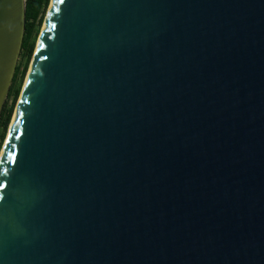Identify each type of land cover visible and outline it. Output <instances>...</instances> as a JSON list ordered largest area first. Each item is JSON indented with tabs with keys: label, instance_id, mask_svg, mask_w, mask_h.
<instances>
[{
	"label": "water",
	"instance_id": "95a60500",
	"mask_svg": "<svg viewBox=\"0 0 264 264\" xmlns=\"http://www.w3.org/2000/svg\"><path fill=\"white\" fill-rule=\"evenodd\" d=\"M26 1L0 0V115ZM43 29L0 264H264V0H51Z\"/></svg>",
	"mask_w": 264,
	"mask_h": 264
},
{
	"label": "trees",
	"instance_id": "16d2710c",
	"mask_svg": "<svg viewBox=\"0 0 264 264\" xmlns=\"http://www.w3.org/2000/svg\"><path fill=\"white\" fill-rule=\"evenodd\" d=\"M51 0L26 1V32L21 53V62L17 66L10 93L0 115V147L6 140L7 133L19 100L22 83L27 76L37 39L43 27Z\"/></svg>",
	"mask_w": 264,
	"mask_h": 264
},
{
	"label": "rangeland",
	"instance_id": "374dc122",
	"mask_svg": "<svg viewBox=\"0 0 264 264\" xmlns=\"http://www.w3.org/2000/svg\"><path fill=\"white\" fill-rule=\"evenodd\" d=\"M45 22V21H44ZM43 26H44V24H43ZM42 29H43V27H42ZM42 29H41V31H42ZM40 35H41V32H40ZM40 35H39V37H40ZM39 37H38V39H37V43H38V40H39ZM36 46H37V44H36ZM36 49V48H35ZM34 53H35V51H34ZM34 56V55H33ZM33 59V58H32ZM21 62V56H20V59H19V62H18V64ZM31 62H32V60H31ZM31 65V64H30ZM30 68V67H29ZM28 72H29V70H28ZM28 74V73H27ZM26 78H27V76H26ZM26 78H25V81H26ZM25 81L22 83V90H23V87H24V84H25ZM21 93H22V91H21ZM20 96H21V94H20ZM20 98V97H19ZM19 101V100H18ZM17 104H18V102H17ZM16 108H17V105H16ZM16 110V109H15ZM14 114H15V112H14ZM14 116V115H13ZM12 120H13V118H12ZM11 125V124H10ZM9 129H11V127H9ZM8 132H9V130H8ZM7 135H8V133H7ZM4 144H5V141L4 142H2V145H1V147H0V156L2 155V152H3V147H4Z\"/></svg>",
	"mask_w": 264,
	"mask_h": 264
},
{
	"label": "snow or ice",
	"instance_id": "6c2138e0",
	"mask_svg": "<svg viewBox=\"0 0 264 264\" xmlns=\"http://www.w3.org/2000/svg\"><path fill=\"white\" fill-rule=\"evenodd\" d=\"M61 2H63V0H61ZM53 27H55V25H53Z\"/></svg>",
	"mask_w": 264,
	"mask_h": 264
},
{
	"label": "bare ground",
	"instance_id": "6f19581e",
	"mask_svg": "<svg viewBox=\"0 0 264 264\" xmlns=\"http://www.w3.org/2000/svg\"><path fill=\"white\" fill-rule=\"evenodd\" d=\"M44 30V29H43ZM3 151H4V149H3ZM3 153V152H2ZM2 156V155H1Z\"/></svg>",
	"mask_w": 264,
	"mask_h": 264
}]
</instances>
